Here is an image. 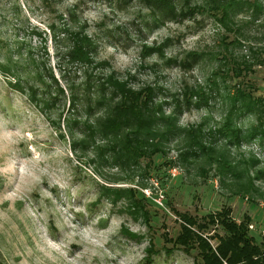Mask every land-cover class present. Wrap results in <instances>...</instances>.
I'll return each instance as SVG.
<instances>
[{
  "label": "rangeland",
  "instance_id": "rangeland-1",
  "mask_svg": "<svg viewBox=\"0 0 264 264\" xmlns=\"http://www.w3.org/2000/svg\"><path fill=\"white\" fill-rule=\"evenodd\" d=\"M259 1L262 13L257 18L250 21L244 9L235 11L234 28L226 33L206 13L155 25L154 15L139 0H0V64L10 59L18 64L15 72L21 80L26 74L32 78V67L23 63L29 49L32 60L42 64L39 70H50L61 88L65 83L76 85L82 75L64 65V47L50 40L48 26L80 27L97 46L96 60H106L118 79H127L132 89L156 88L155 99L165 103L166 113L176 101L181 102L183 86L204 89L206 105L184 111L178 125L191 128L200 124L205 135L219 127L226 113V93L230 95L239 82L243 90L264 101V0ZM165 41L162 56L141 57L142 47H157ZM19 43L25 45L20 56L16 55ZM190 51L202 56L191 70L166 65L168 59H185ZM233 62L250 70L235 77L229 72ZM217 69L221 76L213 88L210 77ZM5 79L0 75V264H140L149 243L158 252L152 264H193V250L190 255L176 250L168 257L163 254L160 235L173 238L179 228L168 206L197 219L228 209L235 223L246 216L250 236L257 243L264 241V202L258 195H252L250 202V196L241 193L245 175L264 171V139L230 149L221 142L212 144L217 151H228L239 178L238 174L220 177L202 160L188 168L173 165L177 172L171 177V167L165 163L174 161L176 152L173 144L168 145L166 157L157 158L150 168V189L140 190L151 199L160 192L167 202L165 207L162 202V208L146 203L149 229L141 218L119 213V204L110 206L104 199L97 200L98 185L103 182L93 176L87 153L71 151L70 137L62 128L61 121L69 113L67 91L47 112L32 104L26 94L7 86ZM236 123L244 132L253 118L241 116ZM205 140L212 142L210 135ZM240 158L243 164L236 165ZM249 158L258 164L252 167ZM103 176L109 181L126 174L108 169ZM253 187L264 194V178L253 182ZM122 227L140 239L121 236ZM214 232L221 235L217 227H209L207 237Z\"/></svg>",
  "mask_w": 264,
  "mask_h": 264
},
{
  "label": "trees",
  "instance_id": "trees-1",
  "mask_svg": "<svg viewBox=\"0 0 264 264\" xmlns=\"http://www.w3.org/2000/svg\"><path fill=\"white\" fill-rule=\"evenodd\" d=\"M139 1L154 15L155 25L183 22L189 16L206 13L207 17L214 24L223 27L226 33L232 32L234 28L235 11L244 9L249 14L250 21L262 13L259 0H202L200 4H196V0ZM48 29L51 33L50 40L64 47V65L80 71L82 76L76 85L65 83V88H61L50 70H39L40 67L43 69L42 64H36L32 60L29 49L25 50L23 63L32 67V78L26 74L21 80L15 72L18 64L12 63L10 59L0 64V75L6 78L7 86L26 94L32 104L40 105L47 112L57 105L59 99H64V91H67L69 113L61 121L62 128H65L70 137L71 151L87 153L93 176L103 182L98 185V201L104 199L110 206L119 204V213L129 214L134 220L141 218L150 229L146 203L154 207L156 205L152 202L151 195L145 198L140 190L150 189L147 182L150 178V168L154 167L153 161L157 158L164 159L170 144L174 145L176 157L174 161L165 163L167 168H172L175 164L188 168L193 162L202 160L206 168L213 166L220 177H233L235 174H238L237 178L240 177L239 173L234 172L236 167L234 161L228 159V151H217L212 144L221 142L223 148L230 149L252 140L261 143L264 139V101L253 96L250 91L243 90V83L234 85L230 95L226 93L227 108L222 122L218 128L208 130L204 135L201 129L203 126L200 124L191 128L178 125L179 116L184 111H188L190 107L206 105L208 98L204 89H187L183 86L181 102L176 101L174 108L166 113L163 107L165 103H159L155 99L156 88L147 86L132 89L127 79H118L106 60H96L97 46L84 35L82 28L62 24L59 29L52 25H49ZM166 45L165 41L157 47H142L141 57L151 54L160 57ZM24 46L22 43L18 44L16 55L20 56L21 47ZM185 56V59H168L165 63L167 66H177L189 71L202 58L195 51H190ZM242 67L243 69L239 68L238 64L233 62L229 72L235 77L245 76L250 68L244 64ZM106 70L108 72H105ZM219 71L217 69L211 73L210 83L213 88L217 85L215 79L221 76ZM247 115L253 118V123L243 132L236 121L239 117ZM56 130L60 132L59 123L56 124ZM206 135L211 136L212 142L205 140ZM60 138L63 140V137ZM249 159L248 163L252 167L258 164L255 159ZM243 162L244 159L240 158L236 165H242ZM170 164L172 165L169 166ZM108 169H114L121 175L125 173L126 177L106 181L103 173ZM245 178L247 182L241 184V193L249 195L250 202L252 195H258L264 202V194H260L253 187V182L264 178V171L256 170L252 176L245 175ZM110 184H127L132 187L122 189L111 187ZM166 205L167 202L163 201V206ZM168 209L174 213L179 228L173 238L168 234L160 235L163 241L161 249L166 257L171 256L174 250L188 255L189 251L193 250L196 252L193 264H264V241L257 243L254 237L250 236L247 229L250 222L246 216L235 223L228 209L199 219L186 213H176L170 206ZM209 227H217L221 235L218 236L217 232H214L212 236L207 237ZM120 235L129 240L140 239L123 227ZM211 241L214 243L211 244ZM144 253L145 257L140 264H152V257L158 254L152 243L148 244Z\"/></svg>",
  "mask_w": 264,
  "mask_h": 264
},
{
  "label": "built area",
  "instance_id": "built-area-1",
  "mask_svg": "<svg viewBox=\"0 0 264 264\" xmlns=\"http://www.w3.org/2000/svg\"><path fill=\"white\" fill-rule=\"evenodd\" d=\"M175 172H177V169H173L171 168L170 171H168L169 176L171 177H175ZM146 195V192H144ZM147 196V195H146ZM164 198L163 196L160 194V192L158 193H154L153 197H152V202L157 205L158 207L162 208V202H163Z\"/></svg>",
  "mask_w": 264,
  "mask_h": 264
}]
</instances>
